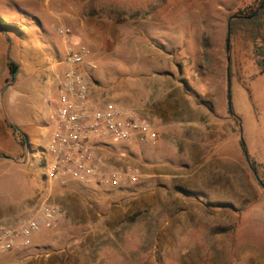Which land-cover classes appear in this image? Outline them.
<instances>
[{"label": "rangeland", "instance_id": "1", "mask_svg": "<svg viewBox=\"0 0 264 264\" xmlns=\"http://www.w3.org/2000/svg\"><path fill=\"white\" fill-rule=\"evenodd\" d=\"M23 2L40 8L41 28L11 0H0V15L32 29L24 45L59 62L68 44L58 29L69 27L71 45L90 50L93 67L83 71L96 101L135 110L158 138L102 146L110 163L139 171L137 183L114 189L48 182L46 143L30 151L24 136L23 163L0 167L8 204L0 222L20 224L43 202L65 215L0 264H264V187L251 167V160L260 164L264 178V72L256 53L258 44L264 51V18L241 22L227 52L232 16L251 14L262 0ZM179 108L200 126L179 128Z\"/></svg>", "mask_w": 264, "mask_h": 264}, {"label": "built area", "instance_id": "2", "mask_svg": "<svg viewBox=\"0 0 264 264\" xmlns=\"http://www.w3.org/2000/svg\"><path fill=\"white\" fill-rule=\"evenodd\" d=\"M58 32L68 44L67 68L60 81V102L52 115L45 179L62 185L75 180L86 186L114 189L137 183L138 169L113 165L101 153L102 146L109 145V141L128 143L136 138L155 141L158 134L153 123L113 101L93 100L90 81L83 71L86 65L93 67L88 46L75 41L71 45L69 27L62 26ZM64 215L60 206L43 202L35 215L20 224L0 223V256L30 247L42 227L56 226Z\"/></svg>", "mask_w": 264, "mask_h": 264}, {"label": "crops", "instance_id": "3", "mask_svg": "<svg viewBox=\"0 0 264 264\" xmlns=\"http://www.w3.org/2000/svg\"><path fill=\"white\" fill-rule=\"evenodd\" d=\"M11 1L15 2V7L25 19L31 21L26 22L27 24H36L41 28L40 8L24 3V0ZM14 20L16 23L20 22L18 19ZM25 27L26 30L19 27L14 32L0 31V167L8 160L22 164L27 157V146L20 143L19 138H28L32 146L30 151L38 148L42 141L47 146L53 130L52 115L60 102L54 107L53 101L56 97L59 100L60 81L67 68L63 67V63L66 64V55L61 58L60 50L58 60H62L53 62L50 59L40 60L39 51H35L34 46L33 49L27 48L22 35L25 33L26 37L33 38L35 33L26 24ZM11 62L16 66L15 72L11 70ZM91 91L92 99L96 100L92 86ZM187 112L188 109L179 108L175 118L174 123L181 129L200 123L198 117L195 118L193 113L187 116ZM6 200L0 195V209L4 211L8 209ZM22 201L28 202V199Z\"/></svg>", "mask_w": 264, "mask_h": 264}, {"label": "trees", "instance_id": "4", "mask_svg": "<svg viewBox=\"0 0 264 264\" xmlns=\"http://www.w3.org/2000/svg\"><path fill=\"white\" fill-rule=\"evenodd\" d=\"M235 16H237V17H235ZM235 16H232V19L229 21L230 22L231 37L234 35V33H236L238 25L241 22L247 21L250 23H257L261 18H264V0H262L261 4L258 6V8L253 10V12L251 14H242V12H240L239 14H237ZM9 29L18 30L17 26L9 24V23H5L3 21V18L0 16V31L9 32ZM256 53L260 57L259 63L262 65L261 72H264V51H263V47L259 44L256 46ZM10 67H11L12 72L16 71V66L14 65V63L11 62ZM230 74H231V72H230ZM232 113H234L233 105H232ZM21 143L25 144L24 139H22ZM251 167L254 171L257 172L262 183L264 184V178L262 177V175L260 173V169H259L260 164H258L254 160H251ZM190 193H194V192L191 191Z\"/></svg>", "mask_w": 264, "mask_h": 264}, {"label": "water", "instance_id": "5", "mask_svg": "<svg viewBox=\"0 0 264 264\" xmlns=\"http://www.w3.org/2000/svg\"><path fill=\"white\" fill-rule=\"evenodd\" d=\"M232 19V18H231ZM230 22L228 23V35H227V52H230V41H231V33H230ZM228 63H230V56L228 55ZM227 79H228V107H229V111L232 112V98H231V74H230V68L228 65V75H227ZM242 144L243 147L245 148V154L247 159H249V154L248 151L246 149V145L244 143V141L242 140ZM255 175L257 177V179L259 180V182L262 184V186L264 187V184L262 183L261 179L259 178V176L257 175V173L255 172Z\"/></svg>", "mask_w": 264, "mask_h": 264}]
</instances>
